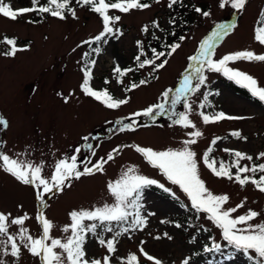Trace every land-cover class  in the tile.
I'll list each match as a JSON object with an SVG mask.
<instances>
[{
	"label": "rangeland",
	"instance_id": "rangeland-1",
	"mask_svg": "<svg viewBox=\"0 0 264 264\" xmlns=\"http://www.w3.org/2000/svg\"><path fill=\"white\" fill-rule=\"evenodd\" d=\"M46 1L40 0V4ZM192 1L194 7L210 10L211 15L204 17L195 12L194 7L191 8V24L184 35L186 39L169 58V63L157 75H151L153 79L149 75L152 72L150 66L138 68V72L135 69V57L139 51L136 41L140 40L145 44L153 33L162 36L165 29L180 22L176 18L175 25L169 23L168 0H160L159 3L148 0L147 3L151 4L149 9H133L128 13L109 10V15L121 16L115 26L123 35L119 39L109 37L107 44L100 43L102 51L94 57L97 63L92 69L90 84L96 90L107 87L117 98L127 96L129 102L118 109L106 108L94 98L84 95L80 88L83 81L82 57L89 50V45L82 44V41L89 40L102 31V18L99 14L88 6L81 7L77 4L74 8L76 18L69 14L63 20L36 12L24 14L16 21L0 15V40L5 36L15 37L18 46H27L26 51L7 57L2 53L10 46L0 44V114L9 122L7 129L0 127V141L4 142L0 144V149L10 156L25 153L22 159L34 162L43 160V175L50 177L54 162L65 155H72L77 147H81L78 163L83 162L80 163L82 169L83 164L89 160L95 163L100 157L107 158L108 153L121 146L119 154L113 153L114 159L104 166L103 173L86 175L79 180L72 179L62 191L48 194L43 207L33 186L21 183L0 168V212L11 213V218L27 213L29 219L24 222L23 227L35 238L42 234V226L36 219L38 211H42L55 225L50 236L63 239L70 235V232L62 231L64 225L71 223L69 213L114 203V198L107 190L108 182L118 179L124 170L134 165L141 174L170 188L171 193L165 192L158 185L143 191L142 214L154 215H148L147 226L142 230H130L118 237L117 251L113 254L111 264H121L119 258H125L126 264L129 253L137 255L139 264H153V261L147 260L140 252L141 247L149 255L160 259L162 264H182L185 258H189L190 264H251L252 260L248 256L227 246V242L222 239L221 230L207 219V214L198 213L191 207L189 198L179 186L171 184L158 169L149 165L142 154L127 147L135 144L155 150L180 148L182 141L190 138L187 133L199 129L203 135L196 138L197 143L192 148L200 161V175L206 186L214 194L229 195L226 207H234L247 197L245 207L238 209L233 215L244 214L250 208L262 213L253 223L264 221V192L259 191L251 182L241 188L234 180L217 178L204 166L202 160L203 153L211 146L213 151L209 155L217 161V167L221 160L226 164L233 161V157L224 149L240 151L253 157L251 161L241 160V166L251 167L253 164L264 163V158L256 159L259 153L264 152V102L252 94L240 91L223 73L206 71V84L189 97L192 105L190 119L195 123L196 129L173 125L168 114H163L154 121L148 117L131 115L161 102L164 90L179 86L185 71H190L188 64L192 62L188 57L197 53L200 42L211 34L218 23H235L236 27L217 44L214 59L241 50L264 54V45L254 39V29L260 19V12L264 9V0H248L242 11L230 6L220 9L219 0ZM10 3L14 9L32 6L31 0H10ZM154 20L158 21L159 29L152 27ZM145 25L149 26L148 33L142 31ZM117 64L133 69L123 77L122 84H117L113 75ZM228 66L251 74L259 82V86L264 87V62L240 60L229 62ZM136 76L149 80V83L125 92L126 84ZM106 78L108 84H105ZM206 92L210 95L206 106L201 109L199 104ZM58 93L63 96L71 93L69 102L65 103L63 96ZM176 110L185 111L184 104H178ZM200 111L205 114L223 111L227 115L243 118L204 124L198 115ZM133 121L134 130H120L121 122ZM233 131H239L246 139L232 136ZM85 136L89 137L87 141L82 139ZM215 137L221 139L212 145ZM88 145L92 146L91 149ZM93 152L95 155H92ZM231 171L234 173L235 167ZM260 174L262 173L256 174L257 179ZM19 229L20 226L9 222L10 234L15 235ZM115 230L118 229L114 227ZM164 233L171 239L164 236ZM103 235L105 239H110L113 233ZM157 236L160 239H156ZM213 239L222 245L221 252H204L205 245L211 246ZM17 242L19 243L18 237ZM85 251L90 258H102L108 254L106 248L100 246L91 234L87 236ZM3 259L6 264H41L40 258L33 256L24 247H21L18 259L10 254Z\"/></svg>",
	"mask_w": 264,
	"mask_h": 264
},
{
	"label": "snow or ice",
	"instance_id": "snow-or-ice-1",
	"mask_svg": "<svg viewBox=\"0 0 264 264\" xmlns=\"http://www.w3.org/2000/svg\"><path fill=\"white\" fill-rule=\"evenodd\" d=\"M155 2L159 3L160 0H155ZM247 2L248 0H219L218 6L220 9L230 6L234 10L242 11L245 9ZM31 3V7L14 9L10 0H0V15L12 21H16L18 17L24 14L33 12L49 14L61 20L66 19V13H70L73 18H76V11L70 6L71 0H47L44 4H40V0H31ZM76 3L81 7L89 6L90 10L99 14L103 24V29L99 34L89 40L82 41V44L89 45L90 52L84 53L82 57L84 65L81 69L83 72V81L80 85L81 91L84 95L94 98L108 109H118L126 105L129 102V98L127 96L124 98L114 97L107 87L96 90L91 86L90 82L93 78L92 69L97 61L89 57L91 53L97 55L101 53L102 48L99 46L101 42L107 44L109 37L119 39L123 35V32L115 26L116 22L120 21L121 16L109 15V10L128 13L133 9H149L151 4L141 2V0H107V2L106 0H76ZM178 3H181V0H168L167 6L171 9ZM194 11L204 17L211 15L210 10L204 11L200 7H194ZM33 22L29 21V23ZM169 23L175 25L176 18H171ZM256 25L254 39L261 45H264V9L261 10L260 19L257 20ZM152 27L159 29L160 25L158 21H152ZM235 27V23L216 24L211 34L200 42L197 53L188 57V60L192 62L188 64L190 71H185L179 86L175 89L168 88L164 90L161 93L163 98L161 102L149 105L131 115L133 117H148L154 121L157 117L168 114L173 125L196 129L195 123L190 119L192 105L189 103V97L206 84L208 79L205 75L206 71L223 73L228 79L241 84L254 97L264 102V87L259 86L257 79L251 74L228 66L229 62L240 60L264 62V54H256L251 50H241L225 54L220 59L213 58L217 44L229 35ZM142 31L148 33L149 26L145 25ZM172 35H175L174 31ZM155 38L159 39L158 37ZM185 39V36H180L178 41L182 42ZM180 42L164 45L163 47L167 49L166 51H157L156 48H151V58L141 59L142 56L147 57V53L144 51L143 41L137 40L136 44L139 49V54L135 57L137 67L143 69L146 66H150L152 69V72L149 73L150 76L158 72L169 63L168 58L181 47ZM0 44L10 46L8 50L2 53L7 57H14L19 51L27 50V46L20 47L17 45L15 37L9 38L5 36L3 40H0ZM92 44H96L97 46L91 47ZM131 71H133L132 68L121 69L119 64H117L113 69L116 83L122 84L123 80L121 78ZM194 81L195 83H193ZM108 83L109 81L106 78L105 84ZM148 83L149 80L141 79L139 83H131L124 91L130 92ZM58 95L63 96L62 93H58ZM208 95L210 93H204V99L199 104L201 109L206 106ZM70 96L71 93L69 96H63L65 103L69 102ZM181 103L185 107V111L182 112L176 110L177 105ZM198 115L202 118L204 124L224 119L234 120L243 118L227 115L223 111L214 114H205L203 111H200ZM134 124L135 121L132 123L121 122L120 130H134ZM8 126V120L0 114V127L7 129ZM187 135L190 138L183 140L182 147L180 148L168 147L163 150H155L152 147H142L135 144L127 147L134 148L136 152L143 155L149 165L158 169L171 184L179 186L189 198L191 207L198 213L203 212L207 214V219L221 230L222 239L227 242V246L234 249L235 252H242L248 256L249 260L253 261V264H264V221L253 223L262 213L249 208L244 214L233 215L238 209L245 207L247 197L234 207H226V204L230 200L229 195L214 194L206 186L205 180L200 175V161L192 145L197 143L196 138L201 137L203 133L199 129H196L187 133ZM231 135L238 139H246L241 136L239 131H233ZM82 139L87 141L89 137L85 136ZM219 139L221 137L213 138L212 145H215ZM3 143V141H0V144ZM88 147L91 149L92 146L88 145ZM120 147L118 146L108 153L107 158L100 157L95 163L89 160L83 164L82 169L80 163L83 162L78 163V154L81 152V147H77L74 149L72 155H65L54 162L50 177L43 175L45 167L43 160L34 162L22 159L21 157L25 153H17L15 156H10L0 149V168L10 173L21 183L33 186L37 190L36 197L43 207L46 205L45 198L48 194H53L54 191H62L72 179L79 180L86 175L103 173L104 166L114 159L113 153L119 154ZM212 151L213 148L211 146L206 149L202 160L204 166L214 176L226 178L229 181L234 180L241 188L251 182L259 191L264 192V163L253 164L251 167L248 165L241 166V160L247 159L251 161L253 157L240 151L224 149V151L229 152L233 157V161L230 164H226L221 160L219 161V167H217V161L209 155ZM92 155H95V152ZM261 158H264V152L259 153L256 157L257 160ZM232 167L236 169L234 173L231 171ZM257 173H262L258 179L256 178ZM153 185H158L165 192L171 193L170 188H167L156 179L141 174L136 166L133 165L127 168L118 179L109 181L107 184V190L114 198V203H104L102 206L91 209L82 208L71 211L69 213L71 223L64 225L62 228L64 233L70 232V235H67L63 239L52 238L50 236V232L55 225L44 216L42 211H38L36 217L42 226V234L35 238L29 234L27 228L23 227L24 222L29 219L27 213L11 218V213L0 212V237H4V239H0V264H6L3 257L9 254L18 259L21 254V247L26 248L33 256L39 257L41 264H111L113 254L117 251L116 243L118 237L124 233H128L130 230H142L147 226L148 215H154V213L142 214L143 191ZM9 222L11 225L20 226L19 232L15 235L9 233ZM161 222L166 223L167 221ZM114 227L118 230L114 231ZM103 233H113L112 238L105 239ZM88 234L94 236L96 242L100 246L105 247L108 254L102 258H90L85 251ZM164 236L171 239L167 233H164ZM17 237L19 238V243L17 242ZM156 239H160V237L157 236ZM49 240L50 243L48 242ZM203 250L206 253H219L222 250V245L213 239L211 246L205 245ZM140 252L147 260L153 261V264H162L160 259L149 255L144 251L143 247L140 248ZM252 253L255 255H252ZM119 259L121 264H125V258ZM126 264H139L137 255L129 253L126 257ZM182 264H190L189 258H185Z\"/></svg>",
	"mask_w": 264,
	"mask_h": 264
},
{
	"label": "trees",
	"instance_id": "trees-1",
	"mask_svg": "<svg viewBox=\"0 0 264 264\" xmlns=\"http://www.w3.org/2000/svg\"><path fill=\"white\" fill-rule=\"evenodd\" d=\"M142 1L147 2L148 0H142ZM46 2H44V3H46ZM44 3H42V4H44ZM76 5H77L76 0H71L70 6L75 8ZM194 6H195V4L192 0H191V2H189V0H181V3L174 5L173 8H171V9L168 8L169 18L171 19V18L175 17L177 19H180V22L177 23L175 26L171 27L170 29H165L164 34L162 36H159L158 34L153 33L154 35L151 38L147 39L146 43L144 44V51H145V53H147V57L142 56L141 59L151 58V56H152L151 48H156L157 51H162V50L166 51L167 49L163 47L164 45H168V44H171L174 42H180V41H178V38L180 36H184L185 33L189 30V26L191 24L190 23L191 22L190 10H192L191 8H193ZM69 14L70 13H66V17ZM173 31L175 32V35H172ZM155 37H158L159 39H157ZM96 46H97L96 44L91 45V47H96ZM87 52H90V47H89V50ZM138 54H139V51H138L137 55ZM95 55H96L95 53H91L89 58L94 59ZM161 59H163V58H161ZM157 62H159V61H157ZM83 65H84V63H83ZM121 69H124V67H121ZM135 69H137L136 71L138 72V67H135ZM158 72L153 73V75H157ZM151 78L153 79V76H151L150 79ZM121 79H123V77ZM141 79L142 78L140 76H136V77L130 79L129 82L126 84V88L133 82L139 83V81ZM226 79H228V77ZM231 83L233 86L237 87L240 91L246 93L247 95L251 94L245 87H243L242 85H238L234 80H232ZM255 98L258 99L257 97H255ZM251 264H253V261H251Z\"/></svg>",
	"mask_w": 264,
	"mask_h": 264
}]
</instances>
